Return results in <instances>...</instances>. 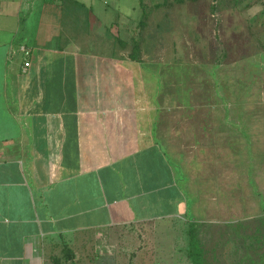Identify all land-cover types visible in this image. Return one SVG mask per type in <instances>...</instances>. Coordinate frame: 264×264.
Masks as SVG:
<instances>
[{"label":"crops","instance_id":"0c3cea01","mask_svg":"<svg viewBox=\"0 0 264 264\" xmlns=\"http://www.w3.org/2000/svg\"><path fill=\"white\" fill-rule=\"evenodd\" d=\"M132 15L108 0H0V264H51L61 239L78 261L118 264L131 229L174 243L188 203L143 127L135 60L83 43Z\"/></svg>","mask_w":264,"mask_h":264},{"label":"rangeland","instance_id":"374dc122","mask_svg":"<svg viewBox=\"0 0 264 264\" xmlns=\"http://www.w3.org/2000/svg\"><path fill=\"white\" fill-rule=\"evenodd\" d=\"M119 1L108 0L134 19L121 35L85 36L84 47L135 60L125 72L143 127L173 165L188 208L173 244L126 231L118 264H193L192 237L203 264H264V0ZM51 264L90 262L61 239Z\"/></svg>","mask_w":264,"mask_h":264},{"label":"built area","instance_id":"2783aa9c","mask_svg":"<svg viewBox=\"0 0 264 264\" xmlns=\"http://www.w3.org/2000/svg\"><path fill=\"white\" fill-rule=\"evenodd\" d=\"M21 54L23 56V72L28 73L33 65L34 51L28 47H21Z\"/></svg>","mask_w":264,"mask_h":264},{"label":"trees","instance_id":"16d2710c","mask_svg":"<svg viewBox=\"0 0 264 264\" xmlns=\"http://www.w3.org/2000/svg\"><path fill=\"white\" fill-rule=\"evenodd\" d=\"M189 258L193 264H203L201 253L197 250L196 241L193 237L189 243Z\"/></svg>","mask_w":264,"mask_h":264}]
</instances>
